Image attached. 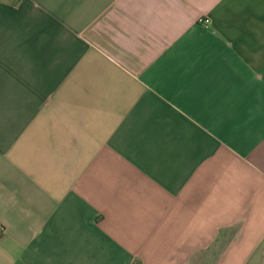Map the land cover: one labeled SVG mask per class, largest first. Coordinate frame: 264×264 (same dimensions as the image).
Segmentation results:
<instances>
[{
  "label": "crops",
  "instance_id": "0c3cea01",
  "mask_svg": "<svg viewBox=\"0 0 264 264\" xmlns=\"http://www.w3.org/2000/svg\"><path fill=\"white\" fill-rule=\"evenodd\" d=\"M0 226V264H264V0H0Z\"/></svg>",
  "mask_w": 264,
  "mask_h": 264
},
{
  "label": "built area",
  "instance_id": "2783aa9c",
  "mask_svg": "<svg viewBox=\"0 0 264 264\" xmlns=\"http://www.w3.org/2000/svg\"><path fill=\"white\" fill-rule=\"evenodd\" d=\"M199 22H201V23H207L208 22V20L207 19H202V17L199 19ZM3 235V229H2V227L0 226V237Z\"/></svg>",
  "mask_w": 264,
  "mask_h": 264
}]
</instances>
